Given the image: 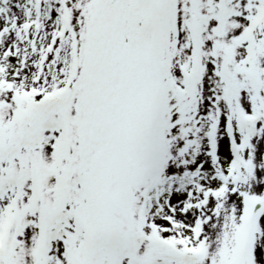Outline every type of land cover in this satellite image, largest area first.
Instances as JSON below:
<instances>
[{"label": "snow or ice", "instance_id": "1", "mask_svg": "<svg viewBox=\"0 0 264 264\" xmlns=\"http://www.w3.org/2000/svg\"><path fill=\"white\" fill-rule=\"evenodd\" d=\"M0 264H264V0H0Z\"/></svg>", "mask_w": 264, "mask_h": 264}]
</instances>
